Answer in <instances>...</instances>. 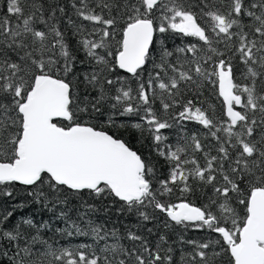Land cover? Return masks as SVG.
<instances>
[{"label":"snow or ice","instance_id":"1","mask_svg":"<svg viewBox=\"0 0 264 264\" xmlns=\"http://www.w3.org/2000/svg\"><path fill=\"white\" fill-rule=\"evenodd\" d=\"M72 8L80 22L68 23L90 72H77V57L58 26L63 6L6 0L0 196L12 198L19 184L51 208L66 205L69 194L110 197L143 221L153 219L151 208L176 225L216 234L187 241L192 250L182 252L180 264H264V0H73ZM168 33L197 42L177 48L181 55L173 62L164 44ZM202 82L216 86L222 116L185 100L182 88ZM187 121L206 129L209 143L192 134L185 144H166L164 130ZM107 127L139 139L147 133L168 164L167 176L160 178L150 160ZM198 191L207 199L200 206L189 198ZM14 212L0 208V256L9 264H176L171 247L151 246L132 231L127 239L139 244L130 248L105 242L98 249H55L40 232L47 223L22 217L9 224ZM71 227L66 235L91 234L97 244L114 235L103 226L89 225L87 233Z\"/></svg>","mask_w":264,"mask_h":264},{"label":"trees","instance_id":"2","mask_svg":"<svg viewBox=\"0 0 264 264\" xmlns=\"http://www.w3.org/2000/svg\"><path fill=\"white\" fill-rule=\"evenodd\" d=\"M73 0H47V4H59L65 8L64 14L57 15L58 26L64 32L65 41L69 44L73 51V54L77 57L76 69L78 73L90 72L92 65L89 63L88 58L85 56L83 50L80 48L79 36L74 35L75 28L72 24L68 23L71 19L79 23V18L75 15V11L72 8ZM6 12V0H0V16L5 15ZM87 23V22H85ZM37 27H43V25H36ZM189 42L196 43L194 37H184L176 33L166 34L164 44L169 51L174 53V56L169 58L175 62V58L179 53H176V49L184 47ZM160 47L157 42V48ZM223 48L222 45H220ZM190 55V54H189ZM79 61H83L80 63ZM237 63L236 77L239 81L240 71L243 69V65ZM129 83H132V78H129ZM135 87V85H132ZM80 91H84V85H80ZM184 92V98L194 99L197 101V106L209 110V114H214L219 117L223 115V103L218 94L216 86L208 82H202L198 86L192 85L189 88H182ZM96 95V93H92ZM109 105L105 104V108ZM156 107H159L157 103ZM175 109L174 111H178ZM87 120L88 118L85 117ZM136 119V118H132ZM92 123H100L101 121H91ZM180 125H174L171 129L164 130V135L168 137L165 141L166 144H170L175 147L178 143L185 144L186 138L191 137L192 134H196L203 143L207 144L209 141L204 139V135L207 132L201 125L187 121L182 122ZM107 130L111 134H116L129 141L130 146L141 154L144 158L150 160L157 170V175L160 178H164L168 173V164L166 161L157 156L152 148L151 138L145 134L144 139L134 138L138 137V133L126 132L123 129H117L113 127H107ZM190 144V139L187 140ZM191 150V149H189ZM199 155V154H197ZM13 197L0 196V208H7L12 210L15 208L14 216L9 221V224L19 223L21 218H31L37 225L47 223V228H41L40 232L42 238L48 242L55 249L69 248L75 249L80 245H89L94 249L102 247L105 242L120 243L125 247H133L139 244V242L131 241L127 239L129 231L140 235L148 241L149 245L155 246L159 244L163 249L171 247L173 249V258L176 264H180V257L182 252L188 253L192 250V245L187 244L189 240L197 242L211 241L216 238V234L211 233L208 230H196L194 228H185L182 225H176L171 222L166 215L159 213L157 210L151 208L147 209L153 213V219L150 221H143L136 212L120 211V202H114L113 198L99 199L88 195L87 192L81 196L69 194L68 203L59 204L55 208L45 207L42 203L36 202L32 197L27 195L29 189L23 186L16 185L12 189ZM208 194H211V190H207ZM197 206L207 203L206 196L202 195L199 191L195 196L189 197ZM178 202V200H175ZM22 204L23 207H16V205ZM88 205H93V209L89 210ZM64 211L70 220L60 217V212ZM72 223L78 225L85 233L88 232V226H103V229L108 233H114L109 235L106 241H99L97 244L94 242L91 234H79L75 233L71 236L66 235L67 231H74L71 227ZM59 229V231H58ZM149 229L151 231L149 232ZM164 237V240H161ZM39 247V246H38ZM3 249V243L0 242V250ZM0 264H9L7 257L0 256Z\"/></svg>","mask_w":264,"mask_h":264},{"label":"water","instance_id":"3","mask_svg":"<svg viewBox=\"0 0 264 264\" xmlns=\"http://www.w3.org/2000/svg\"><path fill=\"white\" fill-rule=\"evenodd\" d=\"M221 99H222V97H221ZM17 185H19V184H17ZM19 186H21V185H19ZM24 187V186H23Z\"/></svg>","mask_w":264,"mask_h":264}]
</instances>
